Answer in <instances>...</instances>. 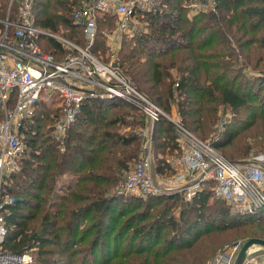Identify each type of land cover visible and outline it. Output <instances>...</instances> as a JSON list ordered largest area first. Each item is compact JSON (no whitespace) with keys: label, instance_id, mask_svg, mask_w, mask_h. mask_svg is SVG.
<instances>
[{"label":"trees","instance_id":"trees-1","mask_svg":"<svg viewBox=\"0 0 264 264\" xmlns=\"http://www.w3.org/2000/svg\"><path fill=\"white\" fill-rule=\"evenodd\" d=\"M25 1L0 0V18H15ZM79 1L32 0L34 23L84 45L83 24L74 17ZM192 2L159 0L138 12L143 26L122 33L114 65L168 114L176 105V115L202 139L216 131L220 106L229 109L234 118L211 144L244 160L264 151V0H215L218 13ZM114 20L98 19L94 52L111 53L103 29L114 28ZM38 41L63 55L55 37ZM59 100L47 94L24 119L27 149L3 185L15 198L6 213V249L31 253L38 264H207L224 240L264 238V207L233 211L214 196L212 181L191 199L181 188L147 196L117 189L141 156L148 128L154 173H177L173 159L181 149L168 117L151 123L127 99L87 97L59 135Z\"/></svg>","mask_w":264,"mask_h":264},{"label":"built area","instance_id":"built-area-1","mask_svg":"<svg viewBox=\"0 0 264 264\" xmlns=\"http://www.w3.org/2000/svg\"><path fill=\"white\" fill-rule=\"evenodd\" d=\"M158 2L80 0L74 17L83 24L85 45L37 26L32 0L22 4L15 18H0V264H31L34 261L31 253H18L4 247L8 232L6 213L15 198L3 192V185L7 170L15 167L13 163L27 149L21 132L24 119L35 113L39 101L47 94H58L60 98L55 104L60 107V115L54 126L59 135L66 133L74 123L87 97H121L141 107L151 123L162 115L174 123L181 154L170 159L177 173L167 183H163L160 176L159 183L155 182L151 131L146 130L141 156L118 182L120 192L147 196L163 188H181L186 198L191 199L203 187V182L209 180L213 182L214 196L239 212L254 213L264 207V154L240 161L229 159L209 140L190 130L180 117L169 115L143 94L117 66L103 62L93 53L99 18L115 17L116 32L109 29L103 32L111 39V49L116 50V35L122 36L123 32L138 27L137 13L151 10ZM192 6L218 13L215 0H209L208 4L193 0ZM42 34L61 42L64 48L61 57L42 48L38 41ZM240 245V242L233 243L208 264H236L234 259ZM243 264H264V246H251Z\"/></svg>","mask_w":264,"mask_h":264},{"label":"rangeland","instance_id":"rangeland-1","mask_svg":"<svg viewBox=\"0 0 264 264\" xmlns=\"http://www.w3.org/2000/svg\"><path fill=\"white\" fill-rule=\"evenodd\" d=\"M191 3H189V2H184V5H186V6H188V5H190ZM192 9H191V12L190 13H192ZM114 22H115V20H114ZM139 26L140 27H142L143 26V23L142 22H140L139 23ZM116 27V26H115ZM115 27L114 28H112V27H109V26H106L104 29H103V31L105 30V29H109L110 31H112V30H115ZM114 32H116V30L114 31ZM55 33H57V34H59V35H63L64 37H66V38H68V39H70V40H73V41H76V42H78L76 39L77 38H70V37H67V35H65V33H64V31H60V32H55ZM106 36V39H107V45H110V41H111V39H110V37L108 38V36L107 35H105ZM111 36V35H110ZM121 37L122 36H118V35H116V37H115V41H114V45H115V43H116V50H111V53H107L106 55L102 52V50L100 49V50H98L97 51V53L96 52H94L93 51V49H92V51H93V53L99 58V59H101L103 62H105V63H112V64H114V59L116 58L115 57V55L116 54H113V52H117V50L120 48V46H121ZM111 38H112V36H111ZM80 43V42H79ZM85 45V44H84ZM113 48L115 49V47L113 46ZM106 57H109V60H107L106 59ZM122 72V71H121ZM123 73V72H122ZM125 74V73H124ZM58 95V94H57ZM59 96V95H58ZM57 98V97H56ZM175 106V108L173 109V112H171V113H169V115H171V116H173V117H176L177 115V109H176V105H174ZM162 108V107H161ZM163 109V108H162ZM164 110V109H163ZM165 111V110H164ZM166 112V111H165ZM234 118V115L232 114V112L229 110V109H226L225 107H223V106H220V111H219V120H218V122L216 123V131L215 132H212L211 134H210V136L206 139V140H209L210 142H212V137H213V135H216L219 131H220V129L222 128L223 129V126H224V124H226V123H228L229 121H231L232 119ZM205 140V139H204ZM218 150V149H217ZM219 152L221 151V150H218ZM223 151V150H222ZM221 151V153H223ZM175 154V153H174ZM261 154H264V151H260V152H253L251 155H250V157H253V156H255V157H257V156H259V155H261ZM223 155L225 156V154L223 153ZM153 157V156H152ZM13 165H14V163H13ZM12 165V166H13ZM10 169V168H9ZM7 170V173L10 171V170ZM173 176V175H172ZM171 176V177H172ZM171 177L169 176V177H162L161 175H160V178H161V180L163 181V183L165 182V183H167L168 181L167 180H169V179H171ZM155 182H157V183H159V179H158V176H156L155 178ZM160 186L161 187H164V184L162 185V184H160ZM164 189V188H163ZM231 206V205H230ZM231 209L233 210V211H235V209L231 206ZM261 222V221H260ZM236 242V240L233 238V239H231V240H224V242H223V244L217 249V252H216V255L210 260V261H212V260H214L216 257H218L219 255H220V253H222L225 249H227V247H229L230 245H232L233 243H235ZM238 242H240V246H242L243 245V243L245 242V241H242L241 240V238L239 239V241ZM252 247H254V248H257L258 247V245H253ZM241 249V248H240ZM252 249V248H251ZM239 252H240V250H239ZM239 252H238V254H239ZM219 254V255H218ZM238 254H236L235 255V259H234V261L237 259V256H238ZM33 257H34V263L36 262V264H38V261H37V258H36V256L35 255H33ZM209 263V262H208ZM207 263V264H208Z\"/></svg>","mask_w":264,"mask_h":264},{"label":"water","instance_id":"water-1","mask_svg":"<svg viewBox=\"0 0 264 264\" xmlns=\"http://www.w3.org/2000/svg\"><path fill=\"white\" fill-rule=\"evenodd\" d=\"M253 245H261V246H264V238H260V237H252V238H249L247 239L241 249H240V252L237 256V259H236V264H243L244 262V259L246 258V255H247V251L248 249L253 246Z\"/></svg>","mask_w":264,"mask_h":264},{"label":"crops","instance_id":"crops-1","mask_svg":"<svg viewBox=\"0 0 264 264\" xmlns=\"http://www.w3.org/2000/svg\"><path fill=\"white\" fill-rule=\"evenodd\" d=\"M146 130H147V131H150V129H149V128H148V129H145V131H146Z\"/></svg>","mask_w":264,"mask_h":264}]
</instances>
